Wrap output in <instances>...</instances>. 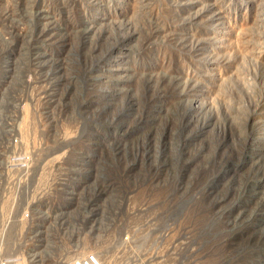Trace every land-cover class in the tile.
Returning a JSON list of instances; mask_svg holds the SVG:
<instances>
[{
  "label": "rangeland",
  "instance_id": "rangeland-1",
  "mask_svg": "<svg viewBox=\"0 0 264 264\" xmlns=\"http://www.w3.org/2000/svg\"><path fill=\"white\" fill-rule=\"evenodd\" d=\"M259 13L0 0V202L17 217L0 221V261L264 264Z\"/></svg>",
  "mask_w": 264,
  "mask_h": 264
},
{
  "label": "built area",
  "instance_id": "built-area-1",
  "mask_svg": "<svg viewBox=\"0 0 264 264\" xmlns=\"http://www.w3.org/2000/svg\"><path fill=\"white\" fill-rule=\"evenodd\" d=\"M18 140L15 139V142ZM18 145L15 146V149ZM26 152L22 153L21 155H18L17 157H11L8 161V167H11L8 171V178L11 180L13 178V174L17 175V172L21 171H29L30 166L24 164V162H27L28 157L25 155ZM15 183V182H14ZM4 184V182L1 184V186ZM6 184H10V181L6 182ZM0 186V187H1ZM28 187L27 183H19L18 185ZM14 207L8 208L3 207V204L0 202V221L2 222H10L17 219V217L14 215ZM31 219L30 211L28 209H24L21 213V219ZM0 264H16L11 258L2 259L0 261ZM64 264H101V262L98 260L96 255H87L84 257H77L74 259H71L69 261H66Z\"/></svg>",
  "mask_w": 264,
  "mask_h": 264
},
{
  "label": "bare ground",
  "instance_id": "bare-ground-1",
  "mask_svg": "<svg viewBox=\"0 0 264 264\" xmlns=\"http://www.w3.org/2000/svg\"><path fill=\"white\" fill-rule=\"evenodd\" d=\"M260 13H262V12H260ZM260 13H259L258 16H259V20L262 22V21H264V17L260 18V16L263 15V14H260Z\"/></svg>",
  "mask_w": 264,
  "mask_h": 264
}]
</instances>
